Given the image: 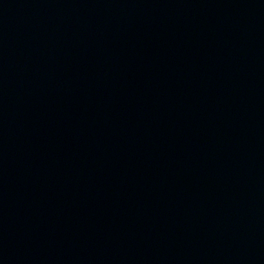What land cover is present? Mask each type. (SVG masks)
<instances>
[{"label":"water","instance_id":"water-1","mask_svg":"<svg viewBox=\"0 0 264 264\" xmlns=\"http://www.w3.org/2000/svg\"><path fill=\"white\" fill-rule=\"evenodd\" d=\"M264 33V0H239Z\"/></svg>","mask_w":264,"mask_h":264}]
</instances>
